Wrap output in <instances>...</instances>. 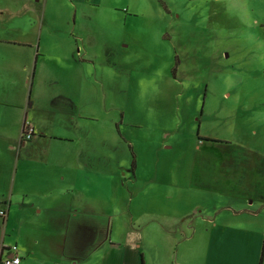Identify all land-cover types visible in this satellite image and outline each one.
<instances>
[{
    "label": "rangeland",
    "instance_id": "obj_1",
    "mask_svg": "<svg viewBox=\"0 0 264 264\" xmlns=\"http://www.w3.org/2000/svg\"><path fill=\"white\" fill-rule=\"evenodd\" d=\"M22 1L47 6L33 27L24 18L18 35L47 54L40 56V75L50 74L40 76L41 109L67 96L82 116V135L60 147L50 142L43 161L19 157L18 134L1 140V189L8 196L15 169H103L105 176L106 169H125L118 179L125 184L118 189L123 211L145 185L144 200H164L162 209L176 220L196 207L190 220L200 215L202 223L210 206L228 200L196 187L191 172L197 161L208 168L198 152L213 138L230 141L224 156L233 166L250 165L246 149L264 154V63L254 62L245 45L249 28L264 35V0ZM12 3L0 0V8ZM72 153L79 160L68 159L70 167L60 157ZM133 158L147 183L128 181ZM21 183L15 181L14 193ZM194 260L200 264L199 256Z\"/></svg>",
    "mask_w": 264,
    "mask_h": 264
},
{
    "label": "crops",
    "instance_id": "obj_2",
    "mask_svg": "<svg viewBox=\"0 0 264 264\" xmlns=\"http://www.w3.org/2000/svg\"><path fill=\"white\" fill-rule=\"evenodd\" d=\"M46 7L15 0L0 8V141L18 134V155L25 160L43 161L50 142L60 147L82 135L77 123L82 116L67 96L50 98L42 111L39 80L50 74L40 75L46 67L40 56L47 54L18 36L24 18L33 27L34 21L44 18ZM25 123L32 126L36 138L23 143ZM61 128L63 134L56 132ZM213 139L201 143L198 152L208 168L200 169L197 161L191 176L196 187L228 200L210 206L212 212L203 216L202 223L200 215L195 223L193 216L190 220L196 207L176 220L162 209L164 200H144L147 185L128 197L123 211L118 189L125 184L118 179L125 169H106V176L103 169H15L10 196L9 189H1L5 181L0 170V208L6 210L0 217V261L16 245L20 264H194L197 256L200 264H264V154L246 149L250 165L233 166L224 156L230 141ZM8 147L14 149L13 144ZM60 158L71 167L68 159L77 163L79 154ZM137 168L135 160L128 181L147 183L146 173ZM23 180L14 193L15 181ZM178 235L182 238L175 243Z\"/></svg>",
    "mask_w": 264,
    "mask_h": 264
},
{
    "label": "clouds",
    "instance_id": "obj_3",
    "mask_svg": "<svg viewBox=\"0 0 264 264\" xmlns=\"http://www.w3.org/2000/svg\"><path fill=\"white\" fill-rule=\"evenodd\" d=\"M245 45L252 52V59L256 63H264V35L258 34L254 28L246 31Z\"/></svg>",
    "mask_w": 264,
    "mask_h": 264
},
{
    "label": "built area",
    "instance_id": "obj_4",
    "mask_svg": "<svg viewBox=\"0 0 264 264\" xmlns=\"http://www.w3.org/2000/svg\"><path fill=\"white\" fill-rule=\"evenodd\" d=\"M35 136L33 132V128L29 123H25L22 132V142L25 143L28 140H31ZM6 210L4 208H0V217H5ZM17 246L13 245L9 248L11 254L5 257L0 261V264H20L21 258L18 256L16 252Z\"/></svg>",
    "mask_w": 264,
    "mask_h": 264
},
{
    "label": "trees",
    "instance_id": "obj_5",
    "mask_svg": "<svg viewBox=\"0 0 264 264\" xmlns=\"http://www.w3.org/2000/svg\"><path fill=\"white\" fill-rule=\"evenodd\" d=\"M131 167H132V170H134V168H135V160H134V158H133V160L131 162Z\"/></svg>",
    "mask_w": 264,
    "mask_h": 264
}]
</instances>
